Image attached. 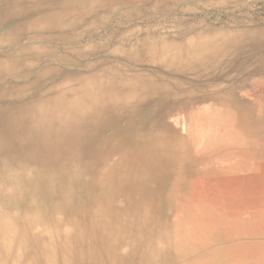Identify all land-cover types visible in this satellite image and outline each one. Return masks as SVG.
I'll return each mask as SVG.
<instances>
[{
  "label": "bare ground",
  "instance_id": "bare-ground-1",
  "mask_svg": "<svg viewBox=\"0 0 264 264\" xmlns=\"http://www.w3.org/2000/svg\"><path fill=\"white\" fill-rule=\"evenodd\" d=\"M249 1L260 0H0V264L224 254L219 240L248 222L219 224V195L187 179L207 149L177 113L194 97L189 78L219 80V54L264 36L237 17L207 21ZM244 187L264 196L258 177Z\"/></svg>",
  "mask_w": 264,
  "mask_h": 264
},
{
  "label": "rangeland",
  "instance_id": "rangeland-1",
  "mask_svg": "<svg viewBox=\"0 0 264 264\" xmlns=\"http://www.w3.org/2000/svg\"><path fill=\"white\" fill-rule=\"evenodd\" d=\"M248 3L243 9L233 13L229 12V8L221 9L222 11L214 9L207 14V21L225 27L231 25L229 17L233 16L237 17L233 25L240 28H264V1ZM221 54L217 66L219 80L214 79L211 74L203 77L200 83L189 78L187 86L194 97L185 112L177 113L186 121H183L185 131L194 132L195 134H190L191 138L194 136L197 142L207 149L206 156L192 165L196 175L187 179L201 183L203 194L199 197L219 195V224L222 220L231 221L235 213H240L248 222L244 231L235 232L219 240V244L227 246L221 256L211 254L213 264H220L222 258L224 264H264V196L252 187H244L235 192L236 185L241 180L245 183L253 181V177L248 176V173L256 175L264 186V175H260L263 167L254 161L253 154L250 155L255 141L252 135L264 128V119L261 117L264 106L257 103L256 96L247 91L249 87L264 85V36L245 38L240 44L226 49L225 53ZM262 89L264 90V87ZM237 139H247L249 143H239ZM210 146L213 149L209 148ZM233 166L237 167V171L232 169ZM209 168H219V174L202 172ZM218 187L219 193L216 191ZM200 210L194 208L192 212L197 215Z\"/></svg>",
  "mask_w": 264,
  "mask_h": 264
},
{
  "label": "crops",
  "instance_id": "crops-1",
  "mask_svg": "<svg viewBox=\"0 0 264 264\" xmlns=\"http://www.w3.org/2000/svg\"><path fill=\"white\" fill-rule=\"evenodd\" d=\"M264 85H255L253 87H249L247 91H250V93L254 94L256 96V102L259 104H263L264 106V90L262 89ZM261 117L264 119V113L261 115ZM252 139H254V143L252 144L253 149L250 153V155H254V160L256 163H258L260 166L263 167V174L264 175V128H261L259 132L254 135H252ZM257 140V141H256ZM256 142L258 144H256ZM250 148V147H249ZM258 154V155H257ZM220 163V162H219ZM248 176H252L253 179L256 178V175H253L251 173L247 174ZM220 179V177H219Z\"/></svg>",
  "mask_w": 264,
  "mask_h": 264
}]
</instances>
